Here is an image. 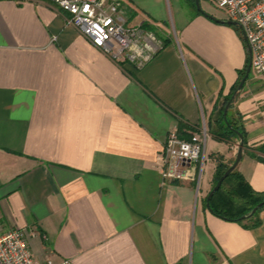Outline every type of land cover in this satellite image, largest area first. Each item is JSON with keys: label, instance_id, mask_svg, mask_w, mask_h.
<instances>
[{"label": "crops", "instance_id": "obj_1", "mask_svg": "<svg viewBox=\"0 0 264 264\" xmlns=\"http://www.w3.org/2000/svg\"><path fill=\"white\" fill-rule=\"evenodd\" d=\"M121 2L127 27L163 40L142 65L94 47L53 3L0 0V235L36 230L41 262L264 264V209L249 229L206 207L217 160L231 166L240 142L215 137L220 118L245 132L236 170L264 193V77L250 72L222 110L244 38L185 0ZM171 131L206 133L190 179L162 176Z\"/></svg>", "mask_w": 264, "mask_h": 264}, {"label": "built area", "instance_id": "obj_2", "mask_svg": "<svg viewBox=\"0 0 264 264\" xmlns=\"http://www.w3.org/2000/svg\"><path fill=\"white\" fill-rule=\"evenodd\" d=\"M53 3L69 14L68 22L94 47L115 59H128L139 65L162 47L153 31L127 27L121 16V0H40ZM226 14V21L237 23L251 52V72L264 77V0H214ZM206 133L179 138L169 132L162 151V176L167 180L193 177L191 166L203 162ZM201 169V168H200ZM37 237L34 229H11L0 235V264H72L69 260L41 262L32 256L29 241Z\"/></svg>", "mask_w": 264, "mask_h": 264}, {"label": "trees", "instance_id": "obj_3", "mask_svg": "<svg viewBox=\"0 0 264 264\" xmlns=\"http://www.w3.org/2000/svg\"><path fill=\"white\" fill-rule=\"evenodd\" d=\"M190 8L196 10L195 0H185ZM200 13V12H197ZM240 34V29L237 26H233ZM147 30L152 28L148 27ZM247 65L239 73V79L236 86H234L232 92L224 98L223 107L231 101L234 92L240 80L245 75ZM181 126L179 127V130ZM181 131V130H180ZM238 133L242 136L243 144L245 132L239 125L238 121L232 120L227 123H222V119L218 120L217 129L214 131V135L218 139L229 141L233 136H238ZM181 137V136H180ZM182 139H190V137L182 136ZM230 166L224 164L221 159L217 160L216 170L214 173V186L226 172ZM264 201V193L254 191L244 177L236 170V168L222 181L220 188L215 191L212 197L209 199L208 211L216 217H219L226 221L242 223L246 228H254L260 224L258 213L264 209V205L257 209V211L250 217H247L251 210L257 206L260 202Z\"/></svg>", "mask_w": 264, "mask_h": 264}, {"label": "water", "instance_id": "obj_4", "mask_svg": "<svg viewBox=\"0 0 264 264\" xmlns=\"http://www.w3.org/2000/svg\"><path fill=\"white\" fill-rule=\"evenodd\" d=\"M195 7H196V10H197L198 12H200L201 14H203V15H205V16H207V17H209V18H211V19H213V20H215V21H217V22L225 23V24H227V25H231V26H238L236 22H233V21H220V20H217V19L211 17L210 15L206 14V13L201 9V7H200V5H199V0H195ZM250 72H251V52H250V50L248 49V63H247V68H246V71H245V75H244L243 78L240 80V82H239V84H238V86H237V89H236V91L234 92V95L242 89V87H243V85H244V83H245L247 77L249 76ZM234 95H233V96H234ZM233 96H232V98H233ZM230 103H231V101H229V102L226 104L225 108H224V111H223L224 118H225V116H226V112H227V110H228V108H229V106H230ZM225 120H226V119H225ZM238 137H239V139H240V142H239V145H238V151H237V154H236L235 160H234V162L231 164V166L226 170V172L221 176V178L218 180V182H217L216 185L212 188V190L209 192V194H208V196H207V202H206V207H207V208H209V203H208V201H209V199L212 197L213 193H214L215 191H217V190L220 188L222 181H223V180H224V179H225V178H226V177H227V176H228V175H229V174H230V173H231V172L237 167L239 161L241 160V157H242V151H243V140H242V136H241L239 133H238ZM263 205H264V201H263V202H260L257 206H255V207L251 210V212L248 214L247 217L252 216V215L257 211V209L260 208V207H262Z\"/></svg>", "mask_w": 264, "mask_h": 264}, {"label": "rangeland", "instance_id": "obj_5", "mask_svg": "<svg viewBox=\"0 0 264 264\" xmlns=\"http://www.w3.org/2000/svg\"><path fill=\"white\" fill-rule=\"evenodd\" d=\"M199 5H200L201 9L202 8H206V9L209 8L210 11H212L214 14L220 15V13H222L226 17L225 12L223 10L217 8V6L215 5L214 0H199Z\"/></svg>", "mask_w": 264, "mask_h": 264}]
</instances>
